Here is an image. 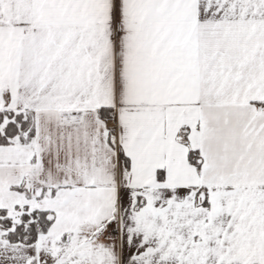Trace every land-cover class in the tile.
I'll use <instances>...</instances> for the list:
<instances>
[{
	"label": "snow or ice",
	"instance_id": "obj_1",
	"mask_svg": "<svg viewBox=\"0 0 264 264\" xmlns=\"http://www.w3.org/2000/svg\"><path fill=\"white\" fill-rule=\"evenodd\" d=\"M0 264H264V0H0Z\"/></svg>",
	"mask_w": 264,
	"mask_h": 264
}]
</instances>
